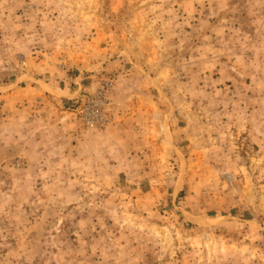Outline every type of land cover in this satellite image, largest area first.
Returning <instances> with one entry per match:
<instances>
[{"label":"rangeland","instance_id":"374dc122","mask_svg":"<svg viewBox=\"0 0 264 264\" xmlns=\"http://www.w3.org/2000/svg\"><path fill=\"white\" fill-rule=\"evenodd\" d=\"M0 264H264V0H0Z\"/></svg>","mask_w":264,"mask_h":264},{"label":"built area","instance_id":"2783aa9c","mask_svg":"<svg viewBox=\"0 0 264 264\" xmlns=\"http://www.w3.org/2000/svg\"><path fill=\"white\" fill-rule=\"evenodd\" d=\"M112 83L107 81L93 94L84 99L77 109L84 123L90 127L108 125L111 122V102L108 97V90Z\"/></svg>","mask_w":264,"mask_h":264},{"label":"crops","instance_id":"0c3cea01","mask_svg":"<svg viewBox=\"0 0 264 264\" xmlns=\"http://www.w3.org/2000/svg\"><path fill=\"white\" fill-rule=\"evenodd\" d=\"M31 93L34 94L35 96L41 95L42 98L44 99L43 93H45V91H43V89L41 91V89H39V88H33V91H31ZM73 114H75V113L73 112ZM123 128H124V126H123Z\"/></svg>","mask_w":264,"mask_h":264}]
</instances>
